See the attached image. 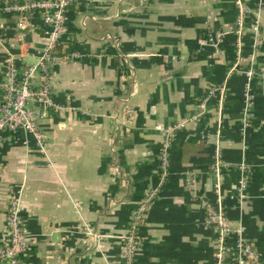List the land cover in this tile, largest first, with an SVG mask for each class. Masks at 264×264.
Listing matches in <instances>:
<instances>
[{
    "label": "crops",
    "instance_id": "crops-1",
    "mask_svg": "<svg viewBox=\"0 0 264 264\" xmlns=\"http://www.w3.org/2000/svg\"><path fill=\"white\" fill-rule=\"evenodd\" d=\"M68 1L57 43L74 58L54 67L41 142L0 135V242L15 198L23 264H126L145 205L136 264H215L218 207L264 264V0ZM41 12L4 14L0 73L51 45Z\"/></svg>",
    "mask_w": 264,
    "mask_h": 264
},
{
    "label": "built area",
    "instance_id": "built-area-1",
    "mask_svg": "<svg viewBox=\"0 0 264 264\" xmlns=\"http://www.w3.org/2000/svg\"><path fill=\"white\" fill-rule=\"evenodd\" d=\"M68 3V0H55V2L32 0L20 6L12 0H0V26L4 24V14L42 11L43 23L51 28L48 33L51 45L39 61L24 64L9 62L0 73V135L5 132L22 131L31 134L38 143L41 142L38 112L54 107L51 98L52 77L58 62L49 51L57 43L59 34L63 30V16ZM73 58L74 54H70L63 60ZM243 73L247 79L253 74L252 71ZM246 86L247 91L249 84ZM247 96H249L248 92ZM219 164V155L216 153L213 159L216 172ZM167 167L168 144L166 143L160 153V169L163 174L166 173ZM145 208V205H141L133 212L128 232L123 238L122 253L126 264H136V253L140 245L138 228L142 223ZM205 223L217 234L218 250L215 264H260L254 257L252 246L245 243L240 235L231 232L230 225L223 220L218 207L207 211ZM29 246L30 235L20 216L16 199L11 198L5 219V235L0 242V264H23Z\"/></svg>",
    "mask_w": 264,
    "mask_h": 264
},
{
    "label": "trees",
    "instance_id": "trees-1",
    "mask_svg": "<svg viewBox=\"0 0 264 264\" xmlns=\"http://www.w3.org/2000/svg\"><path fill=\"white\" fill-rule=\"evenodd\" d=\"M49 53L58 60L69 57L71 54L70 44L55 43Z\"/></svg>",
    "mask_w": 264,
    "mask_h": 264
}]
</instances>
